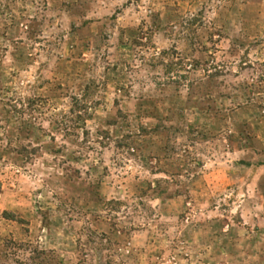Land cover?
Returning <instances> with one entry per match:
<instances>
[{
  "label": "rangeland",
  "instance_id": "1",
  "mask_svg": "<svg viewBox=\"0 0 264 264\" xmlns=\"http://www.w3.org/2000/svg\"><path fill=\"white\" fill-rule=\"evenodd\" d=\"M0 264H264V0H0Z\"/></svg>",
  "mask_w": 264,
  "mask_h": 264
}]
</instances>
